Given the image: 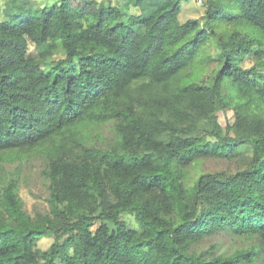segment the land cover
I'll list each match as a JSON object with an SVG mask.
<instances>
[{
    "label": "trees",
    "instance_id": "1",
    "mask_svg": "<svg viewBox=\"0 0 264 264\" xmlns=\"http://www.w3.org/2000/svg\"><path fill=\"white\" fill-rule=\"evenodd\" d=\"M6 4L0 168L41 153L49 196L30 215L18 180L0 178V264L255 262V248H192L223 233L264 245V0H205L201 21L184 23L181 0ZM30 44L64 56H32ZM109 124L113 144L93 143L89 132ZM243 146L245 169L188 184L196 163Z\"/></svg>",
    "mask_w": 264,
    "mask_h": 264
},
{
    "label": "rangeland",
    "instance_id": "2",
    "mask_svg": "<svg viewBox=\"0 0 264 264\" xmlns=\"http://www.w3.org/2000/svg\"><path fill=\"white\" fill-rule=\"evenodd\" d=\"M8 1L9 0H0V8L4 9ZM57 1L58 0H21V2H27V4L35 9L50 6ZM106 1L113 5H122V0ZM204 1L205 0H181L179 22L184 23L188 20L201 21L204 12ZM128 11L130 13H137V10L134 8H129ZM29 54L35 57H45L48 61H56L64 56V52L59 46L50 51L48 47L37 49L34 44L29 45ZM190 72L196 76L198 75L202 81L207 80L209 76V71L206 69L202 70L199 66H195ZM231 120L232 114L230 112H228L227 115L220 116V123L222 126H225L227 122ZM89 137L93 143L105 147L113 144L116 139L111 124L93 128L89 132ZM251 155V148L249 146H243L235 156L204 159L188 170V184H192L199 173H221L224 176H231L248 166ZM42 167H44V158L42 154L33 153L17 158L10 157L2 163V167L0 168V178L2 180H18L19 196L22 200L24 210L30 215H34L36 212H46L48 210V182L41 173ZM128 221L134 224L131 217L128 218ZM52 241L53 239L51 237H44L38 242V247L41 250H45L50 246ZM211 244L221 246V248H215L216 254L222 253L223 251L224 253H228L237 248H255L259 256L255 262L250 264H264V245L260 243L259 238L256 236L233 238L223 233L203 240L202 243L196 245L192 249L199 252L206 250Z\"/></svg>",
    "mask_w": 264,
    "mask_h": 264
}]
</instances>
